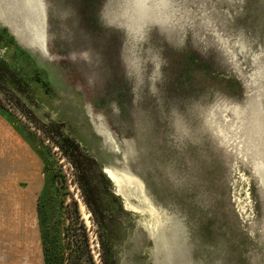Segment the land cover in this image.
I'll return each instance as SVG.
<instances>
[{
  "label": "rangeland",
  "instance_id": "1",
  "mask_svg": "<svg viewBox=\"0 0 264 264\" xmlns=\"http://www.w3.org/2000/svg\"><path fill=\"white\" fill-rule=\"evenodd\" d=\"M4 28L0 107L42 158L48 264L74 200L102 264L58 124L102 184L117 264H264V0H0Z\"/></svg>",
  "mask_w": 264,
  "mask_h": 264
},
{
  "label": "crops",
  "instance_id": "2",
  "mask_svg": "<svg viewBox=\"0 0 264 264\" xmlns=\"http://www.w3.org/2000/svg\"><path fill=\"white\" fill-rule=\"evenodd\" d=\"M42 158L0 107V264H46L38 194Z\"/></svg>",
  "mask_w": 264,
  "mask_h": 264
},
{
  "label": "trees",
  "instance_id": "3",
  "mask_svg": "<svg viewBox=\"0 0 264 264\" xmlns=\"http://www.w3.org/2000/svg\"><path fill=\"white\" fill-rule=\"evenodd\" d=\"M0 32H6V29L4 28L0 30ZM2 65H4V67H7L5 64ZM1 108L5 110L3 107ZM58 127L60 133V139L58 141L54 140L53 136L49 134L47 135H49L54 140L56 146H58L66 156L71 158L73 164L77 169L79 183L83 191L84 201L86 205L89 207V209L92 211L94 222L98 224L100 227L99 240L102 246L101 247L102 264H117L115 257L112 253L111 244L109 242V229L107 224L105 223L107 201L105 202L104 199V192L102 190L103 187L101 188L102 184L95 179L94 175L92 176L93 172L91 171V168H89V170H86L83 167L84 160L89 161L91 158L81 149L80 145L76 142V140H74L71 136L65 134L62 131L63 126L58 124ZM42 129L44 130V128ZM101 175L103 180L106 182V184L107 183L109 184V180L106 177V175L103 173H101ZM109 194L110 196L115 197L113 195V192ZM74 203L76 204L75 210L77 215L76 216L73 215L69 210L70 222L65 232V237H66L65 245H66L67 255L64 257L63 263L64 264H95V260L90 250V239L87 234L86 227L84 223L80 221L79 211H77L78 210L77 201L74 200ZM39 204H40V198H39ZM39 206H40V216H41V204ZM79 229L83 230L82 236H79L78 234ZM44 253H45L46 264H48L50 259L48 257V252L46 253L45 247H44ZM83 256L88 258L86 260V263H83L82 261Z\"/></svg>",
  "mask_w": 264,
  "mask_h": 264
},
{
  "label": "water",
  "instance_id": "4",
  "mask_svg": "<svg viewBox=\"0 0 264 264\" xmlns=\"http://www.w3.org/2000/svg\"><path fill=\"white\" fill-rule=\"evenodd\" d=\"M105 173H106V171H105ZM109 178H110V176L109 175H107ZM117 178H119V176L116 174L115 175ZM111 179V178H110ZM187 227H189V226H187ZM261 238V237H260ZM187 247H188V245H187ZM221 257H222V259H223V262L221 263V264H224V261H226V256H224L223 254L221 255ZM220 262H221V260H220Z\"/></svg>",
  "mask_w": 264,
  "mask_h": 264
},
{
  "label": "bare ground",
  "instance_id": "5",
  "mask_svg": "<svg viewBox=\"0 0 264 264\" xmlns=\"http://www.w3.org/2000/svg\"><path fill=\"white\" fill-rule=\"evenodd\" d=\"M9 9V8H8ZM37 33V32H36ZM112 174H114V173H112Z\"/></svg>",
  "mask_w": 264,
  "mask_h": 264
}]
</instances>
